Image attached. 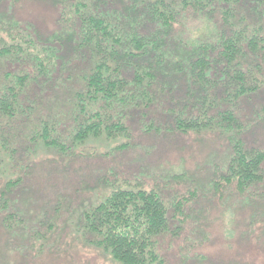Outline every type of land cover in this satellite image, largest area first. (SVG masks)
I'll return each mask as SVG.
<instances>
[{
    "label": "trees",
    "instance_id": "16d2710c",
    "mask_svg": "<svg viewBox=\"0 0 264 264\" xmlns=\"http://www.w3.org/2000/svg\"><path fill=\"white\" fill-rule=\"evenodd\" d=\"M62 3L63 14L70 16L64 17L61 28L49 38L39 37L38 31L16 29V18L0 19V29L6 34L0 36V61L28 58L34 67L22 74L7 71L0 82V156L5 153L14 165L21 161L19 149L30 154L36 144L59 153L72 151V144L66 145L60 134L64 114L32 123L30 140L21 131L39 110V103L29 96L33 87L55 83L68 68L84 63L83 87L75 91L71 106V142L82 143L94 136L129 138V117L147 118L159 107L168 115L172 132L208 129L228 138L231 153L222 176L225 183L246 193L264 181V149L246 144L242 138L245 123L235 108L240 98L264 87L260 76L264 0ZM189 14L200 24L185 32L181 25ZM146 126L161 131L156 119ZM21 182L20 178L8 179L0 189V212L9 230L19 225L17 220L24 222L11 199ZM186 202H175V209L183 213ZM169 214L170 205L158 188L116 186L83 213V221L97 237L94 244L117 263L167 264L159 245L170 230Z\"/></svg>",
    "mask_w": 264,
    "mask_h": 264
},
{
    "label": "rangeland",
    "instance_id": "374dc122",
    "mask_svg": "<svg viewBox=\"0 0 264 264\" xmlns=\"http://www.w3.org/2000/svg\"><path fill=\"white\" fill-rule=\"evenodd\" d=\"M64 8L62 0H4L0 12L6 14H0V19L16 18V29L38 31L39 37L49 38L70 16L63 14ZM199 24L189 14L181 27L192 32ZM16 29L11 31L20 32ZM3 30L0 36L6 37ZM8 41L13 44L14 40ZM261 67L264 79L263 62ZM85 69L79 63L55 83L33 87L29 96L39 103V110L24 129L20 126L30 140L33 124L64 114L60 134L66 145L72 144V151L59 153L36 144L30 154L19 149L21 161L14 165L5 153L0 156V189L8 179L22 180L11 199L13 209L24 219L9 230L0 212V264H119L94 244L97 237L83 221V213L116 186L162 192L171 219L170 230L159 245L167 264H264V181L246 193L223 181L231 153L226 136L208 129L172 132L168 115L156 107L150 117H129V138L94 136L82 143L71 142V106L75 91L83 87L80 74ZM28 70H34L28 58L0 61V82L7 71L22 74ZM236 105L245 123L242 138L249 147L263 150L264 87L243 96ZM150 118L156 119L161 131L148 129ZM127 142L128 147L121 149ZM179 200H187L183 213L174 207Z\"/></svg>",
    "mask_w": 264,
    "mask_h": 264
}]
</instances>
